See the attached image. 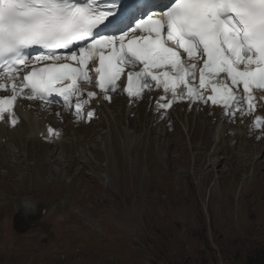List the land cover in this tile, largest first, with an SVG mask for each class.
Wrapping results in <instances>:
<instances>
[{"label":"rangeland","instance_id":"1","mask_svg":"<svg viewBox=\"0 0 264 264\" xmlns=\"http://www.w3.org/2000/svg\"><path fill=\"white\" fill-rule=\"evenodd\" d=\"M125 119L112 125L115 135L119 129L125 133ZM136 125L133 145L144 152L121 155L119 162L113 135L105 140L111 133L105 126L79 130L83 139L63 142L62 166L48 157L55 148L39 143L0 147V211L9 210L0 218L7 224L0 225V264H247L253 251L264 255V151L255 150L260 159L246 145L234 147L225 172L215 167L208 173L220 145L213 150L190 131L193 145L185 135L174 153L162 132L142 144L145 137L136 135ZM146 125L151 127L144 117ZM41 126L35 122V129ZM105 132V142H92L93 135L100 139ZM121 139L118 150L127 151L131 144L124 134ZM10 149L20 150L22 162L13 163ZM237 151L241 155L234 157ZM75 156L86 165L76 164ZM36 159L46 166V176L39 164L32 167ZM126 168L130 175L121 184ZM245 174L250 178L244 180Z\"/></svg>","mask_w":264,"mask_h":264},{"label":"snow or ice","instance_id":"2","mask_svg":"<svg viewBox=\"0 0 264 264\" xmlns=\"http://www.w3.org/2000/svg\"><path fill=\"white\" fill-rule=\"evenodd\" d=\"M129 22L135 23L130 32L125 31ZM100 25L122 34L94 32ZM33 45L45 51L29 60L25 49ZM74 45L76 50H71ZM59 49L71 51L58 55ZM180 50L189 60L203 59L200 88L211 84L217 93L208 99L229 109L246 99L251 111L253 90H264V0H120L119 4L111 0L103 7L100 0H0V90L11 85L12 93L0 98V119L5 112L11 113L24 88L32 93L29 99H44L55 91L67 101L80 92L79 80L91 82L86 71L90 60L99 61L94 71L105 92L115 88L124 65L139 63L142 70L128 74L129 95L139 96L151 80L163 84L165 92L171 88L173 100L180 84L187 89L188 99H204L190 86L197 64L182 59ZM40 61L50 63L29 69V64ZM69 61H76L77 67ZM18 65L27 70L20 80ZM221 73L232 85L242 84L246 96L238 97ZM62 81L67 86L56 87ZM260 125L264 118L257 119L256 126Z\"/></svg>","mask_w":264,"mask_h":264},{"label":"bare ground","instance_id":"3","mask_svg":"<svg viewBox=\"0 0 264 264\" xmlns=\"http://www.w3.org/2000/svg\"><path fill=\"white\" fill-rule=\"evenodd\" d=\"M104 110L106 111V112H108L109 114L111 113V111H110V109L107 107V106H105V108H104ZM29 113H31V112H25V113H22V116L24 117V119H25V121L27 122V127H26V129L24 130V131H21V132H19V133H17V134H15V136H19L20 134H22V133H24V134H26L27 136H29V137H32L34 134H36V132L37 131H39L40 129H35V122H38V123H40V124H43V122L42 121H37L36 120V118H35V116H34V114L33 113H31L32 115H29ZM39 120H41L40 118H38ZM112 119H115L114 117L112 118ZM202 120L203 121H205V120H207V117L206 116H202ZM70 126H72L71 124H69ZM185 127H187L186 125H185ZM210 130L211 129H213L212 127H210L209 128ZM190 131H192V129H189V132ZM4 133V131L0 128V134H3ZM72 135H76V133L74 132V130H72ZM194 134H195V132H194ZM127 136H129L128 134H127ZM190 136H191V133H190ZM191 138H193V133H192V137ZM136 139V138H135ZM224 140L223 139H221V141H219L218 143H217V147H218V145H220L218 148H216L214 151H213V154L215 155V156H217V158H210V161H209V163H208V168H210V169H208V173H211V171H212V169H214L215 167H221L222 169H220V171H222L223 173L225 172V169H224V167H222L223 165H224V161L227 159L226 157H228L229 159L230 158H232V155H231V152L233 151V150H237L236 148H231V149H229L228 147H222L221 146V143L223 142ZM135 142V141H134ZM142 141H140V143H141ZM135 144V143H134ZM135 146V145H134ZM244 146V145H243ZM245 148V147H244ZM245 150V149H244ZM221 152H223V153H225V156L224 157H221L219 154L221 153ZM246 152V151H245ZM230 154V155H229ZM227 155H229V156H227ZM241 155V152L240 151H237L236 152V154H234V157H237V156H240ZM233 157V158H234ZM258 157V156H257ZM248 160H251L252 159V154L250 153V152H248ZM19 159H20V157H19ZM230 168V167H229ZM240 168V167H239ZM252 172V171H251ZM233 173V172H232ZM206 175V174H205ZM221 175V174H220ZM251 175H253V174H251ZM251 175H246L245 174V176H244V180H246V179H248V178H250V176ZM17 179V178H16ZM19 179V178H18Z\"/></svg>","mask_w":264,"mask_h":264},{"label":"trees","instance_id":"4","mask_svg":"<svg viewBox=\"0 0 264 264\" xmlns=\"http://www.w3.org/2000/svg\"><path fill=\"white\" fill-rule=\"evenodd\" d=\"M264 264V255L260 254L259 251H253L248 257L247 264Z\"/></svg>","mask_w":264,"mask_h":264}]
</instances>
